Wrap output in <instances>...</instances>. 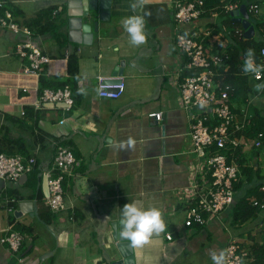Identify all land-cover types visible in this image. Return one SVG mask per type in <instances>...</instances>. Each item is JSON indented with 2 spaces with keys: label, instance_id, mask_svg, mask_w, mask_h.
<instances>
[{
  "label": "crops",
  "instance_id": "1",
  "mask_svg": "<svg viewBox=\"0 0 264 264\" xmlns=\"http://www.w3.org/2000/svg\"><path fill=\"white\" fill-rule=\"evenodd\" d=\"M7 1L21 10L16 19L22 25L46 7L65 8L56 17L65 22L61 26L63 46L50 34L36 35L33 41L51 58L42 75L66 78L67 53L76 51L81 77L80 97L73 107L68 108L64 102H43L37 107L41 81L23 73L27 61L15 53L17 42L24 38L0 27L2 147L16 153L22 144L11 141L18 140L24 144L23 150L37 160L27 177L17 182L0 179V264H11L14 259L15 264H111L120 257L116 254L114 224L120 221L127 203H135L143 210L159 209L167 224L165 232L153 236L149 244L135 247V264H213L212 250H226L234 241L246 247L250 231L263 227L260 219L264 211L247 231L244 228L253 224L248 221L234 226L228 219V209L210 217L205 225L184 224L189 207L195 204L192 188L198 178L200 158L194 152L191 119L181 102L179 85L186 57L176 45L174 0H148L135 11L130 7L133 0H112L108 21L100 20L99 9L91 11L90 16L83 17L92 26L91 44L80 42L82 30L70 26V10L79 12V6L70 7V0ZM144 13H148V41L137 47L131 44L122 21ZM219 16H204L193 24L201 35L212 30L206 40L211 53L213 46L225 49L230 40L228 28ZM97 21L99 27L94 30ZM121 68L125 91L117 98L99 95L97 76L113 75L115 69ZM240 107L236 104V108ZM244 107L241 110H248ZM155 111L164 113L162 121L149 116ZM208 116H213L211 110ZM129 137L136 141L135 148L121 149L120 143ZM60 143L71 147L78 163L64 182L68 210L58 212V217L46 224L40 214L51 209L46 203L43 180L53 166L56 145ZM253 149L244 150L246 163L261 168L264 175L263 153ZM25 202H31L34 211L21 210ZM36 220L46 225L48 232L38 231ZM17 223L34 227V242L27 243L23 254L1 243ZM169 231L173 239H167ZM261 232L257 231L253 242L264 241ZM30 239L31 236L24 237L26 241Z\"/></svg>",
  "mask_w": 264,
  "mask_h": 264
},
{
  "label": "built area",
  "instance_id": "2",
  "mask_svg": "<svg viewBox=\"0 0 264 264\" xmlns=\"http://www.w3.org/2000/svg\"><path fill=\"white\" fill-rule=\"evenodd\" d=\"M10 6L7 0H0V27L24 38L15 46V53L22 60L27 61L22 71L26 75L40 77L51 58L34 43V31L17 21ZM239 8V3H228L224 10L233 12ZM247 9L250 16L254 14V17L264 22L259 0H248ZM205 12L203 0H174L177 48L187 58L186 68L202 70L199 74L183 77L179 85L182 106L188 112L192 122L191 136L194 152L200 158L197 169L198 178L192 188L195 204L189 207L184 222L187 227L205 225L210 217L221 215L234 203V183L239 179L240 174V165L235 153L239 148L246 150L250 147L264 152L263 133H259L252 143L245 135H238L251 121L247 110H243L244 115L237 116L231 107L233 88L224 80L226 73L220 70L228 59L227 54L211 53L206 40L212 35V30H206L201 35V32L193 27L194 21L204 17ZM261 14L262 16L259 17L258 15ZM226 32L228 35L232 34L229 29ZM235 32L239 36L245 33L241 28H235ZM260 32L259 37L264 41V25L260 27ZM69 55L67 53V56ZM255 63L260 67L259 72L242 71L254 80L262 81V91L264 89V46L260 49L259 58L255 57ZM97 81L99 95L103 97L117 98L125 91L122 75L100 74L97 76ZM43 102H64L68 108H71L75 104V99L71 87L65 85L60 88H44L36 106L40 107ZM210 110L213 115L211 117L208 116ZM25 113L26 111H22V114ZM149 116L162 121L164 113L155 111ZM77 163L78 159L70 146L62 143L56 145L53 166L45 172L49 185V194L45 199L49 208L55 213L68 210L64 198V182L66 175ZM36 165L35 156L2 152L0 153V179L17 182L23 175L33 172ZM262 190L264 191V184ZM255 203H257L256 200ZM257 205L258 209H264V202ZM24 237L22 233L13 229L1 238V243L7 244L13 252H18ZM166 237L173 239L172 232H167ZM226 252L229 264H246L253 259L248 249L242 248L236 241L226 246Z\"/></svg>",
  "mask_w": 264,
  "mask_h": 264
},
{
  "label": "trees",
  "instance_id": "3",
  "mask_svg": "<svg viewBox=\"0 0 264 264\" xmlns=\"http://www.w3.org/2000/svg\"><path fill=\"white\" fill-rule=\"evenodd\" d=\"M204 8L206 9L205 16H212L215 13L219 14L221 17V23H223L229 30L232 31V34L227 35L230 40L224 49L221 45L213 46L214 53H221L222 55L227 54V61L224 64V67H221L220 70L226 73L224 80L227 84L231 85L233 90L231 92V106L234 112L243 114L241 110L242 106L245 105L248 107L247 113L250 118V123L247 125L244 131L238 133V135H245L250 143L258 136L259 133L264 135V89H262V81H255L249 75L243 74L244 66V56L248 49H254L255 57L258 59L260 56V49L264 46V41L259 37L260 36V27L264 25V22L258 20L256 17L251 16V21L255 27L256 34L258 36L253 38H246L245 35L239 36L235 32V28L243 29V26L240 22H237L234 17L231 16V12L224 10V7L228 3H239L240 6L244 3H248V0H203ZM14 15H21V10L15 6H10ZM65 8L58 10L56 5H52L41 9L34 16L24 20L23 24L29 26L36 35H52L60 46L64 44V35L61 32V26L64 21H58L56 17L60 14H63ZM56 11V13H54ZM1 12V10H0ZM245 32V30L243 29ZM207 43V42H206ZM187 58L185 60V70L182 73V76L185 77L191 74H199L202 72L201 69H188ZM80 69H79V56L76 51L72 52L68 56V75L66 78H63L59 75L48 78V76L41 75L39 77L41 81L42 90L45 87L60 88L65 85H69L72 89V94L75 99V102L78 101L80 97L79 89V80H80ZM255 97L253 102L252 98ZM235 103L240 104V108H236ZM216 123V121H214ZM264 139V137H263ZM10 140H8L9 144ZM14 145H20L18 147V152L22 153L25 156H30L28 151H24V144L18 140L11 141ZM256 149V148H255ZM253 149V150H255ZM260 150V149H259ZM258 150V151H259ZM9 151L8 154H14L10 150L2 147V142L0 139V153ZM236 156L240 165V174L239 179L234 183L235 189V201L228 208V219L234 226H240L254 218L264 211L258 209L259 203L264 202V191L262 186L264 184V175L262 174L261 168L250 166L246 163L244 150L239 148L236 151ZM41 191V188H40ZM42 196L43 193L40 192ZM255 200L257 203H255ZM58 214L49 210L45 213L40 214V220L46 224L52 223V218H56ZM58 217V216H57ZM264 223L263 218L260 219ZM14 230L22 233L25 238L31 236L30 241L24 240L22 242L20 253H26L28 247V242H34L35 236L32 235L34 227L32 225H25L22 223L14 224ZM255 232L250 231L249 236L251 239H255ZM264 232V231H263ZM26 245V246H25ZM243 247L242 243H240ZM248 251L250 256L253 258L250 261H247L246 264H264V241L262 243L253 242L252 245L248 246ZM18 254V253H17ZM11 264H15V259L11 261Z\"/></svg>",
  "mask_w": 264,
  "mask_h": 264
},
{
  "label": "clouds",
  "instance_id": "4",
  "mask_svg": "<svg viewBox=\"0 0 264 264\" xmlns=\"http://www.w3.org/2000/svg\"><path fill=\"white\" fill-rule=\"evenodd\" d=\"M147 2L148 0H133L130 7L135 11L137 7L143 8ZM145 15H148V13L132 15L122 21L125 31L130 36L131 44L137 47L146 44L148 41V35L145 31ZM243 71L245 73L260 71V67L255 63L254 49H248L245 53ZM135 145L136 141L129 137L126 141H122L119 147L128 150L134 149ZM166 228L167 224L159 209L153 207L143 210L135 203H127L122 208L118 235L122 239L130 241L133 247L142 248L150 243L153 236H159L165 232ZM210 256L213 264H229L226 250H212Z\"/></svg>",
  "mask_w": 264,
  "mask_h": 264
},
{
  "label": "water",
  "instance_id": "5",
  "mask_svg": "<svg viewBox=\"0 0 264 264\" xmlns=\"http://www.w3.org/2000/svg\"><path fill=\"white\" fill-rule=\"evenodd\" d=\"M70 7L79 6V12L73 13L72 10H70V26L74 29L79 27L83 32V38L80 40V42L91 44L93 42V31L92 26L89 23H86L83 21L84 16H90L91 11L98 10L99 9V18L102 21H108L111 17V6H112V0H70L69 2ZM231 16L235 18L237 22H240L245 29V37L246 38H253L255 36L256 30L254 25L251 21V16L247 9V3H244L240 6L239 10L231 12ZM99 22L94 23V30H98ZM123 74L122 68L121 69H115L113 75H120ZM115 82V81H110ZM23 177H27L26 175H23ZM43 192L45 196H48L49 194V185H48V178L44 176L43 180ZM28 204V205H25ZM25 205V206H24ZM31 208V202H25L21 205L22 209H29ZM30 211H34V208L32 207L29 209ZM21 212V211H20ZM18 213V212H17ZM21 214V213H19ZM32 214H34L32 212ZM114 239L118 241L116 243L117 252L116 254L120 257L118 259H115L111 264H135V247H133L130 243V241L126 239H122L118 232L120 230V221H116L114 224Z\"/></svg>",
  "mask_w": 264,
  "mask_h": 264
},
{
  "label": "rangeland",
  "instance_id": "6",
  "mask_svg": "<svg viewBox=\"0 0 264 264\" xmlns=\"http://www.w3.org/2000/svg\"><path fill=\"white\" fill-rule=\"evenodd\" d=\"M259 3H260V6H261V11H262V14H264V0H259ZM262 14L261 15H258L259 17L260 16H262ZM253 17H254V14H253ZM219 19H221V17L219 18ZM243 26V25H242ZM243 29H244V26H243ZM245 30V29H244ZM237 103H235V105H236ZM245 109H246V106L244 107ZM263 154L261 155V157L264 159V152H262ZM262 214V213H261ZM259 220L257 219V218H254V219H252V220H250L249 222H251L253 225L251 226L250 225V227L249 226H247V227H245L244 228V231H247L249 228H251V227H253L254 226V224L255 223H257ZM249 222H247V223H249ZM35 227L37 228V230L38 231H41V232H48L47 231V226L46 225H44V224H42V223H40V222H38L37 220L35 221ZM252 231H258V232H260V231H262L261 233H260V236H264V225H263V227L261 228V230L259 229H254L253 228V230ZM256 234H255V238H256V236H257V232H255ZM253 239H251V238H247V240H245L246 241V247H248V246H250V245H252V243H253V241H252ZM244 245H245V243H244ZM244 247V246H243ZM246 247H244V248H246Z\"/></svg>",
  "mask_w": 264,
  "mask_h": 264
}]
</instances>
